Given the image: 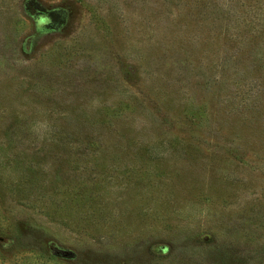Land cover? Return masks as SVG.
<instances>
[{
	"label": "rangeland",
	"instance_id": "obj_1",
	"mask_svg": "<svg viewBox=\"0 0 264 264\" xmlns=\"http://www.w3.org/2000/svg\"><path fill=\"white\" fill-rule=\"evenodd\" d=\"M264 0H0V264H264Z\"/></svg>",
	"mask_w": 264,
	"mask_h": 264
},
{
	"label": "trees",
	"instance_id": "obj_2",
	"mask_svg": "<svg viewBox=\"0 0 264 264\" xmlns=\"http://www.w3.org/2000/svg\"><path fill=\"white\" fill-rule=\"evenodd\" d=\"M264 30V29H263ZM262 34H264V31H261ZM263 42H264V38H263Z\"/></svg>",
	"mask_w": 264,
	"mask_h": 264
}]
</instances>
